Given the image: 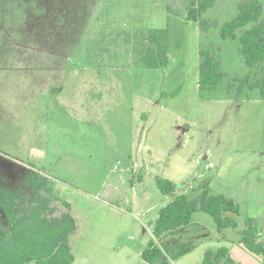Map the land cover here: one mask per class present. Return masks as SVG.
Listing matches in <instances>:
<instances>
[{"label":"rangeland","instance_id":"obj_1","mask_svg":"<svg viewBox=\"0 0 264 264\" xmlns=\"http://www.w3.org/2000/svg\"><path fill=\"white\" fill-rule=\"evenodd\" d=\"M38 1L0 0V183L27 188L31 170L47 178L57 214L77 221L73 264H151L142 252L169 200L157 178L191 197L209 188L240 205L238 227L219 233L197 211L182 241L199 246L163 264H200L221 246L237 264H263L239 238L252 218L264 240V60L247 65L236 40L220 35L241 0H217L201 27L186 19L191 0H85L51 53L25 45ZM152 28L169 30L162 68H146L135 51ZM202 49L223 73L207 91L197 83ZM111 186L113 202L100 197Z\"/></svg>","mask_w":264,"mask_h":264},{"label":"trees","instance_id":"obj_2","mask_svg":"<svg viewBox=\"0 0 264 264\" xmlns=\"http://www.w3.org/2000/svg\"><path fill=\"white\" fill-rule=\"evenodd\" d=\"M85 0H39V14H28L24 22L27 35L25 45L40 42L50 53L58 44L55 35L73 25L72 9L80 10ZM217 0H191L186 19L205 25L204 14L216 4ZM42 4V5H41ZM42 7L45 9L43 14ZM65 10L63 16L57 13ZM70 11V12H68ZM27 25V29H25ZM239 32V34H238ZM222 38L236 40V48L249 66L264 60V0H241L236 16L220 29ZM62 40V39H61ZM169 30L152 28L137 43L136 53L146 68L156 69L169 63ZM63 41V40H62ZM22 42V41H21ZM64 42V41H63ZM23 45V44H22ZM201 63L197 83L201 91L217 88L223 79L220 62L209 50H200ZM261 96L264 98V79L259 82ZM26 186L13 188L0 183V264H73L70 236L77 223L69 210L57 214L52 204V188L47 178H39V172L28 171ZM160 192L169 198L161 206L150 239L142 252V258L151 264H163L169 259L177 260L193 251L198 242H184V231L191 225L197 211L208 213L214 219L216 228L222 233L226 228H237L236 217L241 215L240 205L222 193H212L209 188L191 197L177 192L174 181L157 178ZM44 189L43 194L39 192ZM70 209V203L65 202ZM246 226L240 231V242L251 253L263 256L264 240L259 239V228L252 218H247ZM169 232L178 236L164 239ZM236 264L229 248L221 246L208 249L201 264Z\"/></svg>","mask_w":264,"mask_h":264},{"label":"water","instance_id":"obj_3","mask_svg":"<svg viewBox=\"0 0 264 264\" xmlns=\"http://www.w3.org/2000/svg\"><path fill=\"white\" fill-rule=\"evenodd\" d=\"M42 154H44V152L42 150H39L36 148L33 149L32 155L39 156ZM115 195H116V188L111 186L108 190L102 192L100 194V197L104 200L113 202L115 200Z\"/></svg>","mask_w":264,"mask_h":264},{"label":"crops","instance_id":"obj_4","mask_svg":"<svg viewBox=\"0 0 264 264\" xmlns=\"http://www.w3.org/2000/svg\"><path fill=\"white\" fill-rule=\"evenodd\" d=\"M70 208H71V204H70ZM71 214H72V211H71ZM72 215H73V214H72ZM73 217H74V216H73ZM74 218H75V217H74ZM75 220H76V218H75ZM76 223H77V221H76ZM76 229H77V228H76ZM75 231H76V230H75ZM75 231H74V232H75ZM198 246H199V245H198ZM198 246H197V247H198ZM197 247H196V248H197ZM225 247H226V246H225ZM196 248H195V249H196ZM195 249H194V250H195ZM194 250H193V251H194ZM193 251H191V252H193ZM229 251H230V250H229ZM191 252H190V253H191ZM230 254H231V253H230ZM231 256H232V255H231ZM232 258H233V257H232ZM75 259H76V258H75ZM179 259H180V258H179ZM179 259H177V260H179ZM233 259H234V258H233ZM234 260H235V259H234ZM202 261H203V260H202ZM74 262H75V261H74ZM235 262H236V264H237V261H236V260H235ZM201 263H202V262H201ZM201 263H200V264H201Z\"/></svg>","mask_w":264,"mask_h":264}]
</instances>
